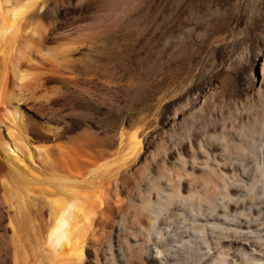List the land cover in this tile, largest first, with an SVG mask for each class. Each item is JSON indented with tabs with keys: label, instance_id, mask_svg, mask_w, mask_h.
I'll list each match as a JSON object with an SVG mask.
<instances>
[{
	"label": "rangeland",
	"instance_id": "374dc122",
	"mask_svg": "<svg viewBox=\"0 0 264 264\" xmlns=\"http://www.w3.org/2000/svg\"><path fill=\"white\" fill-rule=\"evenodd\" d=\"M57 2V20L68 17L72 26L64 69L71 80L59 75L53 99L72 122L96 129L85 133L78 127L72 135L98 139V148L123 150L120 156L130 148L123 149L125 143L132 145L133 131L142 139L139 155L121 171L119 248L104 264H151L148 251L157 254L181 237L169 264L210 262L207 249L186 234L196 226L191 214L200 215L211 199L181 198L183 209H163L161 229L143 247L135 243V205L159 175L172 176L184 194L205 176L231 191L241 182L256 194L264 185V0ZM51 6L47 0L42 9ZM208 241L213 254L230 250L215 236Z\"/></svg>",
	"mask_w": 264,
	"mask_h": 264
},
{
	"label": "bare ground",
	"instance_id": "6f19581e",
	"mask_svg": "<svg viewBox=\"0 0 264 264\" xmlns=\"http://www.w3.org/2000/svg\"><path fill=\"white\" fill-rule=\"evenodd\" d=\"M46 2L0 0V264H104L119 248L121 171L139 155L142 139L133 131L132 145L125 143L122 148H130L120 156L121 148L109 153L97 147L98 139L72 135L78 127L85 133L96 129L90 122H72L66 109L56 107L55 80L59 75L71 80L64 69L72 26L68 17L57 20V0L44 11ZM166 175L155 176L135 205L136 244L155 237L163 209H183L181 198H209L212 203L204 204L200 215L187 214L196 226L186 231L190 241L207 249L206 264L217 258L216 264H264V185L254 194V186L236 182L231 191L205 176L184 194ZM214 236L230 250L211 253L208 240ZM183 238L174 239L175 245ZM175 245L146 256L151 264H169Z\"/></svg>",
	"mask_w": 264,
	"mask_h": 264
}]
</instances>
